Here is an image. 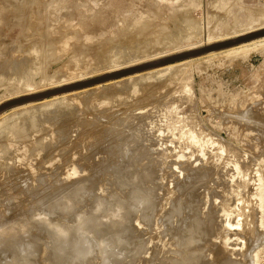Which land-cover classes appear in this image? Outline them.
<instances>
[{"label": "rangeland", "instance_id": "obj_1", "mask_svg": "<svg viewBox=\"0 0 264 264\" xmlns=\"http://www.w3.org/2000/svg\"><path fill=\"white\" fill-rule=\"evenodd\" d=\"M183 10H185L183 13L187 11L186 20L191 18H187L190 13L192 14L190 20L196 18L202 27L193 23L196 20L191 21V25L186 21L188 25L182 24L181 26L185 27H182V31L179 20L184 19L180 16L183 15ZM254 10L259 13L252 12ZM0 11L2 13L0 14L2 25H0V102L5 103L11 100L10 98L23 95L27 91L52 88L54 85H61V82H70L73 79L80 78L79 82H81L96 78L92 68L98 66L95 68L97 73L100 68L112 64L110 61L105 63L109 60L106 58L113 60L115 57L114 63H121L120 56L117 58L109 48H115L118 44L127 45L128 42L130 45H127L128 50L129 47L135 46L130 43L134 42L133 38L138 40L141 37L139 35H142V32L138 27H143V24L145 26V23L150 28H157L159 34H149L155 35L152 38L148 35L146 37V33L143 34L144 36L138 40L139 44L135 39L136 47L133 46L131 50H141L142 55L149 57L148 54L154 56L171 51L174 45L185 50L199 46L208 38L215 39V36L217 38L220 34L239 28L240 25H249L251 22L254 28H259L261 23L258 18L261 16L258 17L257 14L264 13V2L259 0H0ZM214 12L219 17L223 15L226 16L225 18L228 17L227 20L220 21L219 17L216 20L217 16L213 19L212 16L216 15ZM249 17L254 18L255 22L253 19L247 21L251 20ZM139 19L142 21H138ZM215 21L219 23L216 24ZM232 22H236V25L233 26ZM227 24L228 26L225 27ZM134 26L139 30V34L137 29H133ZM176 27H179V32ZM243 27L240 30L245 29ZM131 30L134 35L136 31L139 38L136 35L130 37ZM168 30L173 31L172 34L177 31L180 35L176 32L177 37L171 35L172 38L171 36L166 38ZM191 30L193 37L188 36L192 33L188 32ZM180 31H185L188 38L185 32L184 36ZM158 35L162 39L157 38ZM144 37L150 39L151 43L144 44ZM169 39H174V42ZM163 42H166L165 46L169 45L164 48ZM171 42L174 44L172 45ZM260 46H263L262 51H251L245 56L230 58L232 54ZM32 52L34 54H31ZM96 52L99 54L96 55ZM100 54L104 55V58H101ZM141 54L138 58L144 57ZM17 55L19 59L23 55L21 58L26 60L17 65L21 73L23 72V74L19 73L20 75L13 71L14 59ZM10 58H13L14 64ZM5 60L10 61V65ZM118 60L120 63L117 62ZM184 64H190L192 72L188 76L192 75V77L185 82L175 81L174 78L169 81L168 77L154 81L152 75L156 73L155 70L160 69L158 68L140 75L135 74L61 94L0 115V184L14 186L22 182V176H29L30 183L44 186L47 185V181H39V179H45V173L39 171H46V176L63 174L58 191L56 188L46 187L49 190L47 200L53 201L55 197L62 199V192H65L63 195L83 194V199H87L86 194L91 192L93 184L86 182L92 180H95V188L97 187L100 193L113 195L119 199L121 192L110 190V185L121 188L120 182L125 180L126 185H130V176L138 169L149 171V176L156 173V176H161V171L165 169L170 171V164L179 167L180 174H184L186 171L184 161L177 162L180 161L181 154L188 158L194 157L192 171L201 168L207 178L200 177L198 184H192L189 194L213 185L220 177L221 168H225L224 176L227 178L228 186L224 194L229 195L240 189L242 196L233 197L232 202L222 201V208L234 205L238 216L234 218L235 215H231V220L237 224H231V228L243 225L245 234L249 236V238L244 237L246 240L243 236L227 237L225 248L238 251V245L254 242L253 251L257 252V264H264V39L167 66L175 65L179 68ZM146 75L150 76L147 78ZM140 78H143V82ZM57 102H60L59 105ZM38 110L41 112L38 113ZM55 110L59 114L55 113ZM125 112H128V115ZM112 136L115 141H112ZM147 155L149 156L145 157ZM114 176L117 178L114 179Z\"/></svg>", "mask_w": 264, "mask_h": 264}, {"label": "water", "instance_id": "obj_2", "mask_svg": "<svg viewBox=\"0 0 264 264\" xmlns=\"http://www.w3.org/2000/svg\"><path fill=\"white\" fill-rule=\"evenodd\" d=\"M264 38V29L163 57L124 70L11 99L0 105L9 110L86 89L109 81L144 73ZM185 173L171 166L161 176L137 170L131 184L121 182L119 199L103 195L93 184L83 194L47 200V188H59L63 174L46 176L36 186L29 176L14 186L0 184V264H253L254 242L225 248L227 237L245 235L243 225L231 228L235 207L222 201L242 196L240 189L223 196L227 188L225 168L208 187L190 193L192 184L207 176L193 170L194 157L181 154Z\"/></svg>", "mask_w": 264, "mask_h": 264}, {"label": "bare ground", "instance_id": "obj_3", "mask_svg": "<svg viewBox=\"0 0 264 264\" xmlns=\"http://www.w3.org/2000/svg\"><path fill=\"white\" fill-rule=\"evenodd\" d=\"M154 2V1H153ZM221 2V1H220ZM228 3V2H227ZM152 4V3H151ZM212 4V3H211ZM222 4V3H221ZM157 5V4H156ZM188 6V5H187ZM211 6V5H210ZM2 7H3V5H2ZM143 7V6H142ZM206 7V6H205ZM146 8V7H145ZM150 8V7H149ZM153 8V7H152ZM227 8V7H226ZM7 9V8H6ZM182 9V8H181ZM180 9V10H181ZM212 9V8H211ZM11 10V9H10ZM17 10V9H16ZM153 10V9H152ZM207 10V9H206ZM253 10V9H252ZM257 10V9H256ZM1 11H2V9H1ZM1 11H0V14L2 15V13H1ZM8 11V10H7ZM6 11V12H7ZM179 11V10H178ZM177 11V12H178ZM185 10H183L182 11V13L184 12ZM189 11V10H188ZM3 12H4V10H3ZM17 12V11H16ZM180 12V11H179ZM187 12V11H186ZM185 12V13H186ZM252 12H258L259 13V11H252ZM261 12H263V10L261 9ZM5 13V12H4ZM154 13V12H153ZM173 13V12H172ZM185 13H183V15H180L181 17H183L184 19H182L183 21H181V20H179L181 23H180V26L182 25V24H184L186 21H188L187 23H189L190 25H191V23L193 22V21H195L196 20V18L192 21V20H190L191 18H192V14L190 15V13L188 14L189 16L187 17V18H189V17H191L189 20L187 19L186 20V18H185V16L187 15V13L185 14ZM209 13H210V11H209ZM215 13V12H214ZM247 13V12H246ZM14 14V13H13ZM20 14V13H19ZM18 14V15H19ZM178 14V13H177ZM206 14V13H205ZM211 14V13H210ZM216 14V13H215ZM226 14V13H225ZM262 13H260V15L259 14H257L258 15V17H260L261 16V18H258L259 19V21H260V23H261V26L259 27V28H254L251 24H252V22H251V24L249 23V22H247V21H252V19H253V21H254V18H256L255 17V13H254V18H251V17H249V19L251 18V20H247L246 21V23H249V25H240V27L239 28H234V29H231L232 28V24L230 23V26H231V28H229V29H231L230 31H227V33H224V34H220V36H218L217 38H216V36H215V39L214 38H208V39H206L205 41H203V43H201V44H199V46H193V47H189V48H187V50H185V49H181L180 47H174V46H172L173 47V49L171 50V51H166V52H163V53H161V54H158V55H152V56H150V54H148V53H146L147 52V50H146V55L148 54L149 55V57H146V56H144V54L142 55L141 54V50L139 51H136L135 49L134 50H131L132 48H133V46L132 47H129L130 49L128 50V46H130V45H128V43H127V47L126 46H124V44H118L117 43V41H116V43L118 44V45H116L115 46V44L114 45H112V46H115V48H113V47H110L109 49H110V52L113 50V52L115 53L114 55L118 58L119 56H120V58L122 59H120L121 60V63L119 62V60L117 61V62H119L120 64H115L114 63V59H116L115 57H114V55H112V56H110V57H112L113 58V60L111 59V58H106V59H109V60H107L106 61V59H105V63H108V61H110V63H112V64H110V66L111 65H113V63H114V66L112 67H110L109 66V64H107V66H109V67H106V68H104V67H102L103 69H101L100 68V70L99 71H97V73H96V70H95V68L97 67L98 68V66H94L95 68H92V69H94V71H95V73L94 74H96V77H98L99 75H106V74H110V73H113V72H117V71H120V70H124V69H127V68H130V67H134V66H137V65H141V64H143V63H146V62H150V61H154V60H157V59H161V58H163V57H167V56H172V55H175V54H178V53H183V52H186V51H191V50H193V49H198L199 47H202V46H207V45H212V44H215V43H219V42H222V41H227V40H230V39H234V38H236V37H240V36H243V35H247V34H249V33H253V32H255V31H259V30H261V29H264V13L261 15ZM98 15V14H97ZM156 15H158L157 13H156ZM172 15V14H171ZM199 15V14H198ZM251 15V14H250ZM252 15H253V13H252ZM14 16V15H13ZM98 16H100V15H98ZM143 16V15H142ZM180 16H178L179 18H181ZM215 16H217V14L216 15H214V16H212V18L214 19V17ZM220 16H222V13H221V15ZM11 17V16H10ZM149 17V16H148ZM172 17V16H171ZM177 17V18H178ZM218 17L219 16H217V19L216 20H218ZM224 17V15L222 16V17H219V19H220V21H221V19H226L227 20V18H223ZM253 17V16H252ZM80 18V17H79ZM173 18V17H172ZM172 18H169V19H171L172 20ZM208 18H209V16H208ZM207 18V19H208ZM216 18V17H215ZM67 19V18H66ZM85 19V18H84ZM156 19V18H155ZM176 19V18H175ZM99 20V19H98ZM178 20V19H177ZM226 20H224L225 22H226ZM138 21H142V20H138ZM145 22H147L146 20H144ZM175 21V20H174ZM192 21V22H191ZM207 21V20H206ZM209 21V20H208ZM234 21V20H233ZM35 22V21H34ZM88 22H90V21H88ZM132 22V21H131ZM199 22L200 21H198L197 22V20H196V22H193V23H197V24H199ZM216 22V21H215ZM214 22V23H215ZM255 22V21H254ZM6 23V22H5ZM49 23V22H48ZM47 23V24H48ZM91 23V22H90ZM150 23V22H149ZM210 23H212V22H210ZM217 23H219V21H217L216 22V24ZM226 23H228V22H226ZM225 23V24H226ZM234 25L233 26H235L236 24V22L234 23V22H232ZM46 24V23H45ZM67 24V23H66ZM136 24H138V22L136 23ZM135 24V25H136ZM142 24V23H141ZM146 25L144 26V24H143V27L141 26V27H138L139 29H140V31L142 32H140L142 35H139V37L141 36H144L143 34H145L146 33V37H147V35L150 37V38H152V36L151 35H149V34H156V33H158L159 34V30H157V28H150V27H148V25H147V23H145ZM176 24H179V23H177L176 22ZM186 24V23H185ZM255 24V23H254ZM258 24V23H257ZM0 25H1V23H0ZM39 25V24H38ZM53 25V24H52ZM62 25V24H61ZM68 25V24H67ZM87 25V24H86ZM95 25V24H94ZM186 25H188V24H186ZM185 25V26H186ZM215 25V24H214ZM2 26V25H1ZM32 26V25H31ZM30 26V27H31ZM57 26V25H56ZM89 26V25H88ZM132 26V25H131ZM138 26V25H137ZM176 26V25H175ZM178 26V25H177ZM179 26V27H180ZM193 26V25H192ZM198 26H201L200 24L198 25ZM198 26H195V27H198ZM213 26V25H212ZM222 26H223V22H222ZM228 26V24L225 26V27H227ZM229 26V27H230ZM243 26H246V27H243ZM58 27V26H57ZM60 27V26H59ZM91 27V26H90ZM89 27V28H90ZM94 27V26H93ZM133 27V26H132ZM135 27V26H134ZM178 27V28H179ZM185 28L184 26H181L180 28L182 29V31H183V28ZM188 27H190V26H188ZM187 27V28H188ZM194 27V28H195ZM202 27V26H201ZM214 27V26H213ZM224 27V26H223ZM245 28V29H243V30H240L241 28ZM49 28V27H48ZM71 28V27H70ZM168 28V27H167ZM177 28V27H176ZM177 28V30H178V32H179V30L180 29H178ZM187 28H186V30H187ZM52 29V28H51ZM73 29V28H72ZM84 29V28H83ZM121 29H123V28H121ZM133 29H137V27H135V28H133ZM132 29V30H133ZM159 29V28H158ZM169 29V28H168ZM192 29V28H191ZM198 29H200L199 27H198ZM198 29H196L197 31H198ZM210 29H211V27H210ZM226 29V28H225ZM69 30V29H68ZM125 30H126V28H125ZM130 30V29H129ZM131 30V31H132ZM149 30H151V32H149ZM185 30V29H184ZM192 30H194V29H192ZM192 30L191 31H188V32H192ZM195 30V31H196ZM227 30V29H226ZM52 31H54L53 29H52ZM126 31H128V30H126ZM139 30L137 29V32H138ZM182 31H180L181 33H183L182 35H184L185 36V34H186V32H185V34H184V32H182ZM195 31H194V33H195ZM197 31H196V33H197ZM47 32V31H46ZM62 32V31H61ZM70 32V31H69ZM85 32V31H84ZM168 32H169V30H168ZM173 32V31H172ZM172 32L170 31L169 33H171L170 35H169V33H168V37L166 36V35H163L164 37L166 36V38H169L171 35H175V33L177 32H175V30H174V32L175 33H173L172 34ZM177 32V33H178ZM198 32H201V31H198ZM52 33V32H51ZM50 33V34H51ZM67 33H68V31H67ZM77 32H75V34H76ZM117 33V32H116ZM122 33V32H121ZM195 33V34H196ZM211 33V32H210ZM42 34V33H41ZM55 34H56V32H55ZM66 34V33H65ZM123 34V33H122ZM125 34V33H124ZM138 34H139V32H138ZM137 33H136V31H135V35H136V37L137 38H139L137 35H138ZM163 34V33H162ZM179 34V33H178ZM190 34H192V35H190ZM190 34H188V36H192L193 37V32L192 33H190ZM200 34V33H199ZM58 35V34H57ZM77 35V34H76ZM96 35V34H95ZM132 35L135 37V35L133 34V31L131 32V36L130 37H132ZM180 35V34H179ZM210 35V34H209ZM155 36V35H154ZM153 36V37H154ZM188 36H187V34H186V38H188ZM202 36V35H201ZM200 36V37H201ZM62 37V36H61ZM68 37V36H67ZM83 37V36H82ZM121 37V36H120ZM126 37V36H125ZM140 37V38H141ZM161 38L159 35L157 36V38ZM174 37H177V35H175ZM196 37V36H195ZM46 38H48V37H46ZM51 38V37H50ZM66 38V37H65ZM139 38V39H140ZM156 38V37H155ZM171 38H172V36H171ZM190 38V37H189ZM202 38V37H201ZM72 39V38H71ZM74 39H76V37L74 38ZM120 39V38H119ZM125 39V38H124ZM135 39L136 38H133V40H134V42L133 43H130V44H135V46L134 47H136V43L138 42V40H137V42L135 41ZM144 44H146V42H147V45L149 44V42H150V39H148V38H145L144 37ZM162 39V38H161ZM177 40H178V38H176ZM180 39V38H179ZM264 39V38H263ZM55 40V39H54ZM64 40V39H63ZM154 40V39H153ZM168 41V39H163V41ZM170 40V39H169ZM174 40V39H173ZM172 39L170 40V41H172V42H174ZM186 40V39H185ZM204 40V39H203ZM261 40V39H260ZM77 41V40H76ZM82 41V40H81ZM114 41V40H113ZM120 41V40H119ZM142 41V40H141ZM151 41H152V39H151ZM256 41H258V40H255V41H252V42H256ZM46 43H47V41H45ZM71 42V41H70ZM78 42V41H77ZM143 42V41H142ZM171 42V43H172ZM252 42H248V43H245V44H249V43H252ZM60 43V42H59ZM104 43V42H103ZM151 43V42H150ZM164 43H166V42H163V44ZM169 43V42H168ZM105 44V43H104ZM137 44H139V42L137 43ZM153 44V43H152ZM152 44H151V46H152ZM174 43H172V45H173ZM245 44H241V45H245ZM100 45V44H99ZM123 45V46H122ZM143 45V44H142ZM141 45V46H142ZM162 45V44H161ZM169 44H167V46H168ZM171 45V44H170ZM241 45H239V46H241ZM75 46V45H74ZM138 46V45H137ZM162 46H164V48H166L167 46H165V44L164 45H162ZM239 46H236V47H239ZM55 47V46H54ZM59 47V46H58ZM76 47V46H75ZM85 47V46H84ZM148 47V46H147ZM147 47H145L146 49H148ZM171 47V48H172ZM262 47L263 46H260V47H255L254 49H247V50H243V52H241V53H239V54H232V56L230 57V58H233V57H238V56H245V55H247L248 53H250L251 51H262ZM80 48V47H79ZM99 48V47H98ZM127 48V49H126ZM143 48V47H142ZM153 48V47H152ZM156 48V47H155ZM155 48H154V50H155ZM163 48V49H164ZM168 48H170V47H168ZM232 48H235V47H232ZM232 48H229V49H232ZM76 49V48H75ZM85 49V48H84ZM107 49V48H106ZM115 49V50H114ZM144 49V48H143ZM151 49V48H150ZM160 49H162V48H160ZM162 49V50H163ZM229 49H226V50H229ZM83 50V49H82ZM99 50V49H98ZM128 50V51H127ZM157 50V49H156ZM33 51H35V50H33ZM109 51V50H108ZM145 51V50H144ZM148 51H149V49H148ZM222 51H225V50H222ZM79 52V51H78ZM113 52H112V54H113ZM151 52V51H150ZM161 52V51H160ZM219 52H221V51H219ZM17 53H18V51H17ZM40 53V52H39ZM45 53V52H44ZM97 54L96 55H98L99 54V52H96ZM104 53V52H103ZM156 53H158L157 51H156ZM212 53H216V52H211V53H208V54H212ZM29 54V53H28ZM31 54H34L33 52L31 53ZM83 54V53H82ZM105 54V53H104ZM108 54V53H107ZM111 54V53H110ZM109 54V55H110ZM141 54V56H144V57H141V58H138L139 57V55ZM153 54V53H152ZM207 54V55H208ZM27 55V54H26ZM44 55V54H43ZM101 56H102V54H100ZM122 55V56H121ZM124 55V56H123ZM147 55V56H148ZM23 56V55H22ZM21 56V57H22ZM37 56V55H36ZM104 56V55H103ZM101 57V58H104V57ZM106 56V55H105ZM20 57V59H19V55H17V58L16 59H14L15 60V64L12 62V59L13 58H10V60H11V62H12V64H14L15 65V67H14V65L12 66V67H14V72L16 73V74H18V75H20V74H23V72L21 73V70L18 68V66H19V64L20 63H23L24 61L26 62V60H25V58H21ZM29 57V56H28ZM27 57V58H28ZM34 57H35V55H34ZM95 57H98V56H95ZM35 58H37V57H35ZM22 59H24V60H22ZM98 60L100 61V59L98 58ZM97 60V61H98ZM111 60L113 61V62H111ZM6 62H8V64H9V62L10 61H7V60H5ZM18 61V63H16ZM31 61V60H30ZM33 61V60H32ZM88 61V60H87ZM101 61H103V60H101ZM116 61V60H115ZM124 61V62H123ZM36 61H34V63H35ZM81 62V61H80ZM79 62V63H80ZM4 63V65H5V62H3ZM27 63H29L28 62V60H27ZM31 63V62H30ZM37 63V62H36ZM99 63H101V62H99ZM104 63V64H105ZM187 63V62H186ZM190 63V62H189ZM7 64V63H6ZM11 64V65H12ZM95 64H97L96 62H95ZM191 64V63H190ZM190 64H184L183 66H181V67H179V68H177V66H175V65H173V66H167V67H164V68H160V69H158V70H155V74H150V75H152L153 76V79H154V81L156 80V79H158L159 78V80L161 79V78H163V77H168L169 78V81L171 80V79H175V81H179V82H181V81H183V82H185V80H189V78L190 77H192V75L190 76V77H188L189 76V74H191L192 72H191V66H189ZM199 64V63H198ZM2 65V64H1ZM10 65V64H9ZM18 65V66H17ZM94 65V64H93ZM98 65V64H97ZM100 65V64H99ZM6 66V65H5ZM106 66V65H105ZM83 67V66H82ZM100 67H101V65H100ZM91 70V69H90ZM86 71V70H85ZM92 71V70H91ZM20 73V74H19ZM150 73H152V72H150ZM92 75V74H91ZM98 75V76H97ZM138 75V74H137ZM140 75V74H139ZM150 75H146L147 76V78H148V76H150ZM95 76V75H94ZM86 78V77H85ZM143 78H144V76H143ZM143 78H140L141 79V81H142V79ZM151 78V77H150ZM149 78V79H150ZM82 79V78H81ZM140 79H137V80H139L140 81ZM146 79V78H145ZM64 80V79H63ZM89 80V79H88ZM80 81V78L78 79V80H75V79H73V80H70V82L69 81H66V82H61L62 84L61 85H57V86H55V87H62V86H66V85H71V84H74V83H78ZM83 81V80H82ZM136 81V80H135ZM138 81V82H139ZM191 81V80H190ZM138 82H136V83H138ZM143 82V81H142ZM147 81H145V83H146ZM153 82V81H152ZM186 82H188V81H186ZM131 83H133V82H131ZM140 83V82H139ZM149 83V82H148ZM130 84V83H129ZM128 84V85H129ZM142 84V83H141ZM176 84V83H175ZM132 85V84H131ZM136 85H139V84H136ZM135 85V86H136ZM166 85H167V83H166ZM52 87V88H55V87ZM134 86V87H135ZM139 86H141V85H139ZM52 88H45V89H36V90H33V89H31V90H33V91H27L26 93H24L23 95H18V96H15V97H12V98H10V99H15V98H18V97H22V96H27V95H32V94H37V93H41V92H44V91H48V90H51ZM126 88V87H125ZM131 88V87H130ZM56 89V88H55ZM156 89V88H155ZM132 90V89H131ZM129 91H130V89H129ZM148 91V90H147ZM123 92V91H122ZM127 93H128V91H126ZM137 92V91H136ZM151 92H152V90H151ZM72 93V92H71ZM160 94V93H159ZM165 94V93H164ZM103 95V94H102ZM151 95V94H150ZM156 95V94H155ZM171 95V94H170ZM161 96V95H160ZM166 96V95H165ZM156 97V96H155ZM166 98V97H165ZM151 99V98H150ZM160 100V99H159ZM162 100V99H161ZM170 100V99H169ZM149 102H151V101H149ZM58 103V102H57ZM56 103V104H57ZM60 103V102H59ZM59 103L57 104V105H59ZM1 104H3V102H0V105ZM123 104V103H122ZM126 104V103H125ZM28 105H33V104H28ZM27 105V106H28ZM50 105V104H49ZM151 105V104H150ZM154 105V104H153ZM158 105V104H157ZM27 106H21V107H19V108H21V109H23L22 107H27ZM46 106V105H45ZM53 106H54V104H53ZM56 106V105H55ZM130 106V105H129ZM62 107H64V106H62ZM153 107V106H152ZM19 108H17V109H19ZM39 108V107H38ZM41 108V107H40ZM48 108V107H47ZM47 108H46V110H47ZM55 108V107H54ZM58 108V107H57ZM134 108V107H133ZM132 108V109H133ZM194 108V107H193ZM67 109V108H66ZM144 109V108H143ZM20 110V109H19ZM53 110V109H52ZM58 110V109H57ZM43 111V110H42ZM56 111V110H55ZM54 111V112H55ZM65 111V110H64ZM68 111H70L69 109H68ZM74 111V110H73ZM128 111V110H127ZM135 111H136V109H135ZM138 111V110H137ZM140 111V110H139ZM24 112V111H23ZM31 112H32V110H31ZM36 112V111H35ZM39 112H41L40 110H38V113ZM60 112V111H59ZM62 112V111H61ZM134 112V111H133ZM28 113V112H27ZM26 113V114H27ZM37 113V112H36ZM52 113V112H51ZM55 113H58L57 111L55 112ZM68 113V112H67ZM126 113V112H125ZM135 113V112H134ZM144 113V112H143ZM142 113V114H143ZM146 113H148V111L146 112ZM25 114V115H26ZM30 114V113H29ZM44 114V113H43ZM59 114V113H58ZM62 114V113H61ZM78 114V113H77ZM127 115H128V112L126 113ZM16 115H18V114H16ZM15 115V116H16ZM25 115H24V117H25ZM63 115V114H62ZM66 115V114H65ZM114 115H116V114H114ZM133 115V114H132ZM157 115V114H156ZM14 116V117H15ZM21 116H23V115H21ZM39 116V115H38ZM60 117H62L61 115H59ZM78 116V115H77ZM123 116H125V115H123ZM137 116V115H136ZM13 117V118H14ZM17 117V116H16ZM19 117V116H18ZM26 117H27V115H26ZM37 117V116H36ZM64 117V116H63ZM144 117V116H143ZM157 117V116H156ZM20 118V117H19ZM19 118H17V119H19ZM35 118V117H34ZM47 118V117H46ZM51 118V117H50ZM49 118V119H50ZM59 118V117H58ZM146 118V117H145ZM120 119H121V117H120ZM131 119H133V118H131ZM130 119V120H131ZM107 120V119H106ZM117 120H118V118H117ZM124 120V119H123ZM129 120V121H130ZM12 121V120H11ZM10 121V122H11ZM26 121V120H25ZM28 121H30V120H28ZM57 121V120H56ZM144 121V120H143ZM153 121V120H152ZM9 122V123H10ZM60 122V121H59ZM132 122V121H131ZM200 122V121H199ZM7 123V122H6ZM5 123V124H6ZM123 123V122H122ZM136 123V122H135ZM137 123H138V121H137ZM143 123V122H142ZM21 124V123H20ZM23 124V123H22ZM29 124V123H28ZM99 124V123H98ZM126 124H128V121H127V123ZM125 124V125H126ZM131 124V123H130ZM140 124V123H139ZM198 124V123H197ZM147 125V124H146ZM196 125V124H195ZM124 126V125H123ZM145 126V125H144ZM143 126V127H144ZM152 126V125H151ZM8 127V126H7ZM134 127V126H133ZM6 128V127H5ZM124 128V127H123ZM130 128V127H129ZM182 128H183V126H182ZM199 128V127H198ZM100 129V128H99ZM104 129V128H103ZM111 129V131H112V128H110ZM116 129V128H115ZM124 129H126L127 130V128H124ZM123 129V130H124ZM88 130V129H87ZM107 130V129H106ZM120 130V129H119ZM130 130V129H129ZM179 130V129H178ZM92 131H93V129H92ZM136 131V130H135ZM144 131H145V129H144ZM150 131V130H149ZM181 131V130H180ZM103 132V131H102ZM109 132V131H108ZM107 132V133H108ZM121 132V131H120ZM126 132V131H125ZM132 132H134V131H132ZM137 132V131H136ZM123 133V132H122ZM146 133V132H145ZM151 133V132H150ZM194 133V132H193ZM111 134V133H110ZM119 134V133H118ZM139 134V133H138ZM142 134V133H141ZM155 134V133H154ZM154 134H152V135H154ZM198 134V133H197ZM204 134H205V132H204ZM137 135V134H136ZM150 135V134H149ZM126 136V135H125ZM135 136V135H134ZM200 136H202V135H200ZM199 136V137H200ZM127 137H128V135H127ZM205 137V136H204ZM111 138H113V136L111 137ZM125 138V137H124ZM115 138H113V140L112 141H115L114 140ZM121 139V138H120ZM123 139V138H122ZM98 140H99V138H98ZM125 140V139H124ZM127 140V139H126ZM147 140V139H146ZM105 141V140H104ZM144 141V140H143ZM150 141V140H149ZM153 141V140H152ZM166 141V140H165ZM117 142H118V140H117ZM130 142H131V140H130ZM129 142V143H130ZM137 142H139V141H137ZM111 143V142H110ZM126 143V142H125ZM134 143V142H133ZM115 145V144H114ZM124 145V144H123ZM127 145V144H126ZM145 145V144H144ZM150 145V144H149ZM155 145H157L156 143H155ZM177 145V144H176ZM110 146V145H109ZM108 146V147H109ZM117 146V145H116ZM119 146V145H118ZM162 146V145H161ZM173 146V145H172ZM175 146V145H174ZM140 147V146H139ZM155 147V146H154ZM170 147V146H169ZM136 148V147H135ZM143 148V147H142ZM168 148V147H167ZM149 149V148H148ZM147 149V150H148ZM144 150V149H143ZM145 150H146V148H145ZM136 151V150H135ZM167 151V150H166ZM165 151V152H166ZM171 151V150H170ZM134 152V151H133ZM150 152V151H149ZM159 152V151H158ZM144 153H145V151H144ZM148 153V152H147ZM146 153V154H147ZM162 153V152H161ZM153 154V153H152ZM159 154V153H158ZM157 154V155H158ZM124 155V154H123ZM94 156V155H93ZM119 156V155H118ZM149 155H147V156H145V157H148ZM154 156V155H153ZM155 157V156H154ZM158 157V156H157ZM87 158V157H86ZM150 159V158H149ZM155 160H156V158H155ZM154 160V161H155ZM158 160V159H157ZM115 161V160H114ZM153 161V160H152ZM151 162V161H150ZM172 162H173V159H172ZM171 162V163H172ZM177 162H179V161H177ZM112 163V162H111ZM160 163V162H159ZM107 164V163H106ZM151 164V163H150ZM101 165H103V164H101ZM108 165V164H107ZM155 165H156V163H155ZM159 166V165H158ZM169 166H170V164H169ZM167 167V166H166ZM219 167H220V165H219ZM159 168V167H158ZM210 168H212V167H210ZM105 169V168H104ZM107 169V168H106ZM168 169V168H167ZM169 170V169H168ZM203 170V169H202ZM208 170V169H207ZM210 170V169H209ZM109 171V170H108ZM151 171V170H150ZM154 171V170H153ZM165 171H166V169H165ZM98 172V171H97ZM119 172V171H118ZM124 172V171H123ZM159 172V171H158ZM216 172V171H215ZM221 172V171H220ZM83 173V172H82ZM130 174H131V172H129ZM155 173H156V171H155ZM206 173V172H205ZM245 173H246V171H245ZM113 174V173H112ZM130 174H129V176H130ZM157 174V173H156ZM156 174H154L155 176H156ZM208 174V173H207ZM89 175V174H88ZM216 175V174H215ZM220 175V174H219ZM244 175V174H243ZM247 175V174H246ZM83 176V175H82ZM92 176V175H91ZM214 176V175H213ZM84 177V176H83ZM88 177V176H87ZM115 177L117 178V176H114V179H115ZM215 177V176H214ZM218 178V177H217ZM84 179V178H83ZM94 179V178H93ZM112 179V178H111ZM121 179V178H120ZM129 179H130V177H129ZM202 179H205V177L203 178L202 177ZM249 179V178H248ZM10 180V179H9ZM89 180V179H88ZM90 180H92V179H90ZM216 180V179H215ZM244 180V179H243ZM95 182V180H92V182ZM128 181V180H127ZM246 181V180H245ZM15 182V181H14ZM21 182V181H20ZM63 182V181H62ZM85 182V181H84ZM99 183V182H98ZM118 183V182H117ZM121 183V182H120ZM61 184V183H60ZM86 184H87V182H86ZM96 184V183H95ZM100 184V183H99ZM99 184H97L98 186H99ZM116 184V183H115ZM127 184V183H126ZM62 185V184H61ZM244 185V184H243ZM242 185V186H243ZM228 186V185H227ZM249 186V185H248ZM84 187V186H83ZM245 187H247V184H246V186ZM51 188V187H50ZM97 188V187H96ZM240 188L242 189V187L240 186ZM84 189V188H83ZM231 189H233V187L231 188ZM230 189V190H231ZM235 189V188H234ZM238 189V188H237ZM69 190V189H68ZM89 190V189H88ZM98 190V189H97ZM227 190V189H226ZM244 190V189H243ZM57 191H58V189H57ZM81 191V190H80ZM91 191H92V189H91ZM233 191H235V190H233ZM48 192H49V190H48ZM52 192V191H51ZM87 192V191H86ZM55 193H56V189H55ZM65 193V192H64ZM63 192H62V194H64ZM85 193V192H84ZM88 193V192H87ZM52 194V193H51ZM61 194V193H60ZM67 194V193H66ZM225 196H226V194H224ZM260 195V194H259ZM62 196V195H61ZM86 196H88V194H86ZM260 197V196H259ZM52 198V197H51ZM55 198H57V197H55ZM59 198V197H58ZM259 199V198H258ZM246 200V199H245ZM231 201V200H230ZM230 201H228V203L230 202ZM232 202V201H231ZM258 204H259V200H258ZM254 205V204H253ZM226 206H227V204H226ZM230 206V205H229ZM245 206V205H244ZM241 208V207H240ZM246 208H247V206H246ZM246 208H244V210L246 209ZM261 208V206L259 207V209ZM248 209V208H247ZM243 210V209H242ZM262 210V209H261ZM238 213H240V212H238ZM241 214H242V211H241ZM248 214V213H247ZM248 215H250V214H248ZM238 216V215H237ZM234 218L236 217V215L235 216H233ZM233 217H232V219H233ZM237 218V217H236ZM231 222H232V220H231ZM234 222V221H233ZM245 222V221H244ZM249 222V221H248ZM246 223V222H245ZM244 223V224H245ZM247 224V223H246ZM240 225H241V223H240ZM244 227V226H243ZM262 227V226H261ZM246 228V227H245ZM250 228V227H249ZM249 228H248V230H249ZM245 230V229H244ZM247 230V229H246ZM250 231V230H249ZM248 232V231H247ZM262 232V231H261ZM245 233V232H244ZM250 235V234H249ZM263 235V234H262ZM247 235L245 234V236L243 235V238L244 237H246ZM248 238H249V236H247ZM245 240H246V238H244ZM252 239V238H251ZM249 240V239H248ZM242 241V240H241ZM251 241V240H250ZM237 244V243H236ZM258 260V256H257V252L254 250L253 251V264H257V261Z\"/></svg>", "mask_w": 264, "mask_h": 264}, {"label": "crops", "instance_id": "obj_4", "mask_svg": "<svg viewBox=\"0 0 264 264\" xmlns=\"http://www.w3.org/2000/svg\"><path fill=\"white\" fill-rule=\"evenodd\" d=\"M259 1H263L264 2V0H259Z\"/></svg>", "mask_w": 264, "mask_h": 264}]
</instances>
